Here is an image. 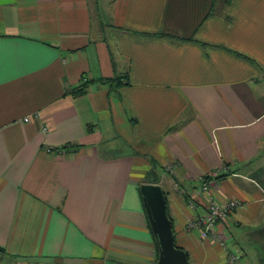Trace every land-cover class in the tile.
Returning <instances> with one entry per match:
<instances>
[{
	"label": "crops",
	"instance_id": "1",
	"mask_svg": "<svg viewBox=\"0 0 264 264\" xmlns=\"http://www.w3.org/2000/svg\"><path fill=\"white\" fill-rule=\"evenodd\" d=\"M143 183L189 264H264V0H0V264H153Z\"/></svg>",
	"mask_w": 264,
	"mask_h": 264
},
{
	"label": "water",
	"instance_id": "2",
	"mask_svg": "<svg viewBox=\"0 0 264 264\" xmlns=\"http://www.w3.org/2000/svg\"><path fill=\"white\" fill-rule=\"evenodd\" d=\"M140 191L151 229L158 242V257L153 264H189L187 251L175 245L163 188L156 183H143Z\"/></svg>",
	"mask_w": 264,
	"mask_h": 264
},
{
	"label": "built area",
	"instance_id": "3",
	"mask_svg": "<svg viewBox=\"0 0 264 264\" xmlns=\"http://www.w3.org/2000/svg\"><path fill=\"white\" fill-rule=\"evenodd\" d=\"M27 120V118H25ZM205 190L210 193V188L205 186ZM242 203L238 199H230L219 201L215 198L211 199V203L206 214H200L196 216L188 224V229H198L201 232L202 237L211 236L217 240H223L222 235L216 230V222L219 219L226 218L234 209L241 207ZM238 259V255L230 253L228 257V264H235Z\"/></svg>",
	"mask_w": 264,
	"mask_h": 264
},
{
	"label": "trees",
	"instance_id": "4",
	"mask_svg": "<svg viewBox=\"0 0 264 264\" xmlns=\"http://www.w3.org/2000/svg\"><path fill=\"white\" fill-rule=\"evenodd\" d=\"M86 82H84V83H82L81 85H79L78 87H76L74 90H73V92H74V94H83L84 92H85V86H86ZM69 147H72V145H70V144H65V145H62L60 148L61 149H64V148H69ZM156 179V178H155ZM156 180H153L152 182H155ZM174 242H175V245L177 246V247H180V248H182L181 246H178V244H177V242H176V240L174 239ZM157 256H158V242H157ZM156 259H157V257H156Z\"/></svg>",
	"mask_w": 264,
	"mask_h": 264
},
{
	"label": "rangeland",
	"instance_id": "5",
	"mask_svg": "<svg viewBox=\"0 0 264 264\" xmlns=\"http://www.w3.org/2000/svg\"><path fill=\"white\" fill-rule=\"evenodd\" d=\"M120 142H122V139L121 138L114 139L113 144H112V149L113 150L119 149L118 146L120 145L119 144ZM157 168H158V172H161L160 169H159V167H157Z\"/></svg>",
	"mask_w": 264,
	"mask_h": 264
}]
</instances>
